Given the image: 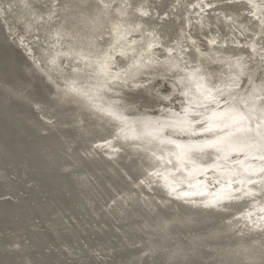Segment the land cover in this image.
Masks as SVG:
<instances>
[{
	"label": "bare ground",
	"instance_id": "6f19581e",
	"mask_svg": "<svg viewBox=\"0 0 264 264\" xmlns=\"http://www.w3.org/2000/svg\"><path fill=\"white\" fill-rule=\"evenodd\" d=\"M38 1L0 0V264H264V205L250 200L264 201V179L243 188L235 183L238 191L220 200L191 191L170 193L174 186L151 172L156 166L194 183L178 159L177 144L144 130L156 124L152 118L138 115L134 122L130 114V122L128 112L106 110L88 83L97 69L95 58L106 59L98 79H117L119 69L128 70L127 59L118 62L114 51L128 52L133 42V49L144 50L145 41L155 42L149 30L159 31L170 50L156 53L160 62L172 58L178 45L181 56H176L188 67L200 54L210 62L215 51L254 56L252 44L261 39L264 45V16L251 8L264 10V0ZM48 1L56 5L54 21L33 20L25 39L32 55L68 83L62 88L49 85L6 31V23L12 32L11 21L31 17ZM193 4L204 12L189 10ZM43 11L37 16L45 17ZM140 14L149 24L142 29ZM204 15L210 27L189 37V18L200 26ZM232 28L245 33L242 44L235 42ZM61 55L68 57L62 69ZM14 84L24 88L16 91ZM253 100V108H264V101ZM251 135L242 141H264Z\"/></svg>",
	"mask_w": 264,
	"mask_h": 264
},
{
	"label": "rangeland",
	"instance_id": "374dc122",
	"mask_svg": "<svg viewBox=\"0 0 264 264\" xmlns=\"http://www.w3.org/2000/svg\"><path fill=\"white\" fill-rule=\"evenodd\" d=\"M26 1L36 2L38 0ZM26 1L24 0V2ZM100 1L107 5L121 3L120 0ZM38 2L45 3L44 0H39ZM43 5V10L46 11H40L45 13V17L37 16L40 12L37 11L31 17L26 15L23 20L17 21L18 23L11 21L10 28H14L12 32L8 30V24L6 23V31L14 45L34 61L33 64L36 65V69L41 72L42 70L44 71L42 73L48 78L47 82L49 85L62 88V86H68V83L61 79L59 72L52 70V67H45L38 57L32 55V50L25 39L30 30L33 29V20L40 21L43 19L49 23L54 21V14L52 13L56 5L54 3L50 4L49 1ZM204 6L205 8L207 7L206 5ZM137 7L136 5L131 7V11L134 14ZM194 8L204 12V8H201L199 4H193L188 7L189 10ZM0 9L2 10V8ZM251 9V12L256 16H264L262 8L258 7L257 11L253 8ZM141 15L144 17V14L138 15L139 28L143 25L149 26L147 21L143 23L140 20ZM114 16L107 18L101 15L100 18L103 20L110 19L109 21L114 18H121L120 15ZM205 16L202 18L204 22L200 26L189 18L186 27L189 37L196 38L199 33V27L200 30H206L210 27V19ZM56 18L58 17L55 16ZM211 22L213 23V21ZM133 30L131 29L132 32ZM234 30H236L234 31L235 42L242 44L244 39H246L245 33L243 34L240 29ZM136 32L134 31L133 33L137 34ZM144 32L146 31H141L140 39L143 38ZM231 32L233 33V30ZM146 33L151 35L155 42L145 41L144 44L146 45L143 46L146 48L144 47V50L133 49L134 47L131 46L134 44L133 42L130 44L128 52L114 51L113 53L114 59L118 62L123 58L127 59L125 66L129 65L128 70L122 68V70H126V74L122 76L120 74L122 70L119 69L117 79H98V77L100 78L103 75L101 66H104L106 59L104 57L99 60L95 58L94 62L96 61L97 69L93 70L92 80L88 83L91 84V89H93L97 99L99 98L102 101V106L106 110H116L122 116L128 112V120H130V114H132L134 122H138L136 118H140V116H146L148 120L150 118L154 119L152 122H156V124H148L146 128L140 126V124L135 125L144 128L146 131H151L162 139L174 141L177 144L176 153L178 159L190 172L194 183L188 182L187 179L184 181V179L179 177H176V179L172 178L169 175L170 170L167 169L156 171L159 168L158 166L153 168L151 172L155 171L161 182L168 186H174L170 188V193L191 191L190 194L192 195L211 194L215 200L224 199L226 196L238 191V189L233 188L235 183L240 182L238 184L243 188L248 183L261 178L264 179V141H242L248 139L243 136L246 134H252L251 138L253 139L257 137L259 140L264 138V108L259 106L253 108L254 106H252L257 103L254 102L253 98L256 100L258 98L257 101L259 102L264 101V45L258 43V41L261 42L260 36L256 35L254 37V39H257V37L259 39L252 44V47L256 50L254 56L250 57L244 54L240 56L239 54H231L226 51H221L219 54V52L215 51L210 62L207 63L203 54H200L198 56L199 60L197 59L198 63L193 67H188L187 63H184L180 58L181 47L179 45L176 46L177 53H171L172 58L165 62L156 61V53L165 51L168 48L162 41V34L159 31L149 30ZM224 37L225 43H228L230 36L226 34ZM104 43L103 45L108 49V41L105 40ZM193 44L195 45V43ZM105 48L103 47V49ZM178 53L180 56H176ZM226 54H230V56H226ZM133 60L136 61L134 62ZM111 61L112 59L108 58V62L110 63ZM59 63L61 69L65 65L67 66L68 57L61 55ZM82 67H79L78 70H83L85 66ZM263 103L261 102L260 105L264 107ZM229 110L234 112V114L230 113ZM227 114L232 116L227 118L226 121L224 119L221 124L216 123V118ZM41 117L43 116L41 115ZM142 122H144V118H142ZM168 128L174 130V136H168V132H170ZM210 145L213 146L210 147ZM221 157L222 159L225 158L223 165L218 163ZM155 177L158 178L157 175ZM251 199L255 203L262 202V205H264V201L258 200L256 197H251ZM248 203L250 204V202ZM252 204L254 203L252 202ZM257 205L255 204V206ZM258 211L255 213H258Z\"/></svg>",
	"mask_w": 264,
	"mask_h": 264
},
{
	"label": "snow or ice",
	"instance_id": "6c2138e0",
	"mask_svg": "<svg viewBox=\"0 0 264 264\" xmlns=\"http://www.w3.org/2000/svg\"><path fill=\"white\" fill-rule=\"evenodd\" d=\"M53 14H55V13H53ZM13 87L16 89V91H21L23 88H24V86L23 85H13Z\"/></svg>",
	"mask_w": 264,
	"mask_h": 264
}]
</instances>
